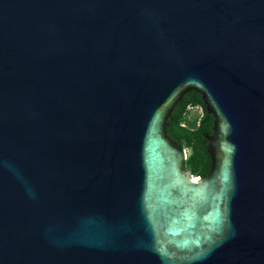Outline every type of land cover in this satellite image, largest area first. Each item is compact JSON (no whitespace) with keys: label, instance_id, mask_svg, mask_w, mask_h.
I'll return each instance as SVG.
<instances>
[{"label":"water","instance_id":"1","mask_svg":"<svg viewBox=\"0 0 264 264\" xmlns=\"http://www.w3.org/2000/svg\"><path fill=\"white\" fill-rule=\"evenodd\" d=\"M0 264H264V0H0Z\"/></svg>","mask_w":264,"mask_h":264},{"label":"trees","instance_id":"2","mask_svg":"<svg viewBox=\"0 0 264 264\" xmlns=\"http://www.w3.org/2000/svg\"><path fill=\"white\" fill-rule=\"evenodd\" d=\"M194 107L203 109V119L197 121L188 118V109ZM211 128L212 118L206 114L201 98L195 93L186 94L167 121V136L180 149L189 151L183 170L194 177L205 178L209 173L210 159L204 134H211Z\"/></svg>","mask_w":264,"mask_h":264},{"label":"rangeland","instance_id":"3","mask_svg":"<svg viewBox=\"0 0 264 264\" xmlns=\"http://www.w3.org/2000/svg\"><path fill=\"white\" fill-rule=\"evenodd\" d=\"M188 118L193 120L195 118L198 119L199 116H197V113L195 111H188ZM186 152H187V155H189V151L186 150Z\"/></svg>","mask_w":264,"mask_h":264},{"label":"built area","instance_id":"4","mask_svg":"<svg viewBox=\"0 0 264 264\" xmlns=\"http://www.w3.org/2000/svg\"><path fill=\"white\" fill-rule=\"evenodd\" d=\"M188 111H195L199 117L202 113V109L200 107L189 108Z\"/></svg>","mask_w":264,"mask_h":264},{"label":"flooded vegetation","instance_id":"5","mask_svg":"<svg viewBox=\"0 0 264 264\" xmlns=\"http://www.w3.org/2000/svg\"><path fill=\"white\" fill-rule=\"evenodd\" d=\"M201 108V107H200ZM202 109V108H201ZM205 110V109H204ZM207 114V113H206ZM208 116H210L209 114H207ZM211 117V116H210ZM204 118V114H203V109H202V113H201V115H200V117L197 119V118H195V119H197V121H199L200 119H203ZM212 118V117H211ZM212 126H213V118H212ZM211 133H212V128H211ZM204 135H206V134H204ZM208 135H211V134H208ZM206 141V140H205ZM185 150H187V149H185Z\"/></svg>","mask_w":264,"mask_h":264}]
</instances>
